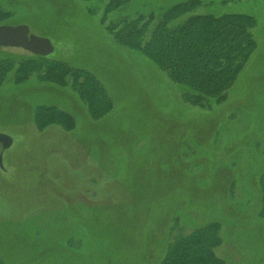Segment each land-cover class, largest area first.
<instances>
[{"label":"rangeland","instance_id":"rangeland-1","mask_svg":"<svg viewBox=\"0 0 264 264\" xmlns=\"http://www.w3.org/2000/svg\"><path fill=\"white\" fill-rule=\"evenodd\" d=\"M108 1L0 0L2 24H26L48 38L49 58L93 72L113 101L102 118L85 119L70 75L66 87L33 76L15 84V66L9 70L0 85V134L12 138L0 167V259L157 264L167 243L219 221L213 249L225 264H264V220L257 216L264 174V0H200L169 23L176 27L195 14L255 17L257 48L219 110L188 103L183 86L118 45L105 28L119 17L152 13L148 36L162 14L184 0H129L105 14ZM29 55L0 46V59L13 57L15 64ZM71 92L67 97L81 112L63 95ZM37 105L73 112L75 128L37 131L29 121Z\"/></svg>","mask_w":264,"mask_h":264},{"label":"trees","instance_id":"trees-1","mask_svg":"<svg viewBox=\"0 0 264 264\" xmlns=\"http://www.w3.org/2000/svg\"><path fill=\"white\" fill-rule=\"evenodd\" d=\"M129 0H109L104 6L108 14ZM200 0H184L170 6L157 20L146 36L154 19L139 15L119 17L105 25L113 40L120 46L147 57L168 78L183 86L181 96L201 109L215 106L218 110L228 98V90L236 82L244 66L257 48L251 33L256 25L254 16L228 13L220 16L195 14L176 27L169 23L184 13L194 10ZM6 13L0 10V24ZM13 57L0 59V85L15 66L11 81L23 83L32 76L36 81L66 87L68 84L84 103L90 120H98L113 107V101L104 84L88 69L71 65L47 56L29 55L13 61ZM218 105V106H216ZM38 130L57 124L63 130L75 127L70 112L57 105H37L32 112ZM260 208L257 216L264 220V174L259 175ZM176 219V218H175ZM219 221H208L190 234L167 243L157 264H225L213 247L219 243ZM0 264H6L0 259Z\"/></svg>","mask_w":264,"mask_h":264},{"label":"water","instance_id":"water-1","mask_svg":"<svg viewBox=\"0 0 264 264\" xmlns=\"http://www.w3.org/2000/svg\"><path fill=\"white\" fill-rule=\"evenodd\" d=\"M0 46L20 47L33 55L39 56H47L54 50L48 38L30 33L26 24H0ZM0 143L2 150H4L12 144V138L6 134H0ZM0 167H2L1 153Z\"/></svg>","mask_w":264,"mask_h":264},{"label":"flooded vegetation","instance_id":"flooded-vegetation-1","mask_svg":"<svg viewBox=\"0 0 264 264\" xmlns=\"http://www.w3.org/2000/svg\"><path fill=\"white\" fill-rule=\"evenodd\" d=\"M4 47V46H3ZM4 48H8V47H4ZM37 82H39V81H37ZM40 83H44V82H40ZM64 92V91H63ZM73 93H74V91H72ZM72 92H71V94H64L63 93V95L67 98V103L68 104H70L71 105V107L73 108V109H76V110H78L79 112H81L80 111V108H79V106L81 105L80 103H78V102H76L75 100H74V98H72V100L69 98V97H67L68 95H73L72 94ZM66 105V104H65ZM69 105V106H70ZM81 107V106H80ZM35 108H36V106H35ZM34 108V106H32V108H31V111H30V113H31V119L29 120V121H31L32 123H33V115H32V112H33V110L35 109ZM81 109L84 111L85 110V119L87 118V119H89L88 118V116H87V112H86V109H84V108H82L81 107ZM66 110V109H65ZM68 111V110H67ZM68 112H70V111H68ZM15 113H20V110H17V111H15L14 113H12V112H10V113H8V114H15ZM71 113V112H70ZM71 115L74 117V119H75V122H76V118H75V116H74V113L72 112L71 113ZM33 125H34V123H33ZM53 126H56V127H58V128H61L59 125H57V124H50V125H47L45 128H43L42 130H38L36 127H35V125H34V127H35V129L37 130V131H44V130H46V129H48V128H50V127H53ZM75 126H76V124H75ZM75 128V127H74ZM73 130V129H72ZM0 153H1V156H2V154H3V150H2V146H1V143H0Z\"/></svg>","mask_w":264,"mask_h":264}]
</instances>
